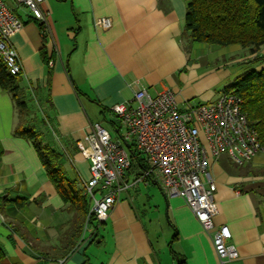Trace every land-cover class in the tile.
<instances>
[{"label": "crops", "instance_id": "0c3cea01", "mask_svg": "<svg viewBox=\"0 0 264 264\" xmlns=\"http://www.w3.org/2000/svg\"><path fill=\"white\" fill-rule=\"evenodd\" d=\"M42 8L46 30L27 9L16 10L24 25L12 43L24 85L46 114V140L66 156L68 176L83 186L91 176L90 163L77 144L90 125L99 123L94 120L98 108L105 117L114 115L112 107L132 101L140 89L152 95L168 89L185 110L214 102L223 94L217 88L231 76L227 67L213 63V54L221 57V51L182 38L185 0H46ZM102 17L112 18L111 29L95 27V19ZM16 123L12 97L0 86V246L6 254L0 264H161L165 248L155 249L143 219L146 210L139 209L142 182L122 195L99 226L102 232L85 231L68 253L74 215L66 210L34 145L14 134ZM117 123L120 128L118 118ZM207 161L217 186L215 226L229 228V243L240 256L225 264H264V151L243 166L211 151ZM144 171L139 168L127 180ZM150 185L160 186L150 181L145 187ZM163 195L178 237L171 241L173 248L179 245L177 254L188 264H222L212 235L185 200ZM171 242H166V253Z\"/></svg>", "mask_w": 264, "mask_h": 264}, {"label": "built area", "instance_id": "2783aa9c", "mask_svg": "<svg viewBox=\"0 0 264 264\" xmlns=\"http://www.w3.org/2000/svg\"><path fill=\"white\" fill-rule=\"evenodd\" d=\"M46 0H0V59L13 75L22 72L19 54L12 38L23 28L16 10L25 8L46 30ZM97 29L109 30L110 17L95 19ZM125 132L120 138L143 158L146 170L133 181L127 180L132 154L122 140L114 141L100 124L90 125V132L78 148L90 163V178L85 182L91 199L90 214L99 224L105 223L122 195L138 182L160 184L169 198L181 197L192 210L213 244L222 264L239 258L230 244L232 233L227 226L216 228L219 209L215 201L217 186L208 168V152L228 155L238 165L250 163L264 151L257 130L250 125L243 110V100L236 94L223 93L214 102L182 110L171 90L152 95L146 89L134 93L132 101L112 107ZM203 136L206 142L203 140ZM207 143V144H206Z\"/></svg>", "mask_w": 264, "mask_h": 264}, {"label": "trees", "instance_id": "16d2710c", "mask_svg": "<svg viewBox=\"0 0 264 264\" xmlns=\"http://www.w3.org/2000/svg\"><path fill=\"white\" fill-rule=\"evenodd\" d=\"M185 1L187 13L182 35L184 40L211 47L240 45L252 56L248 64H264V0ZM0 86L11 95L15 105L17 123L14 134L34 145L66 210L74 215L73 244L68 248L70 253L77 248L88 226L101 225L90 214L91 199L85 193V186L68 176L65 167L66 156L46 140L50 134L47 123L38 116L39 112L29 88L24 85V78L21 74L13 75L2 59H0ZM223 93L236 94L242 98L243 110L248 115L250 125L257 130L264 150V69L254 68L245 72ZM131 153L133 162L129 175L141 167L146 170L143 158L134 148ZM177 238L175 236L174 239ZM169 246L176 264H188L184 256L173 252V242ZM5 258V251L0 246V262Z\"/></svg>", "mask_w": 264, "mask_h": 264}, {"label": "rangeland", "instance_id": "374dc122", "mask_svg": "<svg viewBox=\"0 0 264 264\" xmlns=\"http://www.w3.org/2000/svg\"><path fill=\"white\" fill-rule=\"evenodd\" d=\"M207 48H209V46ZM212 48H214L213 52L217 50L221 51L223 53L222 55L224 56L220 57V53L215 55L217 52H215V54L212 53L213 56L216 57L213 63L218 62L219 64L224 65V68L227 67L231 73L229 79H227L217 88L218 95L223 93L226 88L234 85L245 72L254 68L255 70H259L264 65L263 63L259 65L248 64L247 62L252 59V56L247 49H244L240 45H231L227 47L216 46ZM32 100L39 111L38 116L41 118L44 117L46 114H43L44 112L42 111V104L39 103L35 96H32ZM86 104L88 103L86 102ZM94 120L99 122L110 133L114 141L121 140L116 129V126L118 125L117 116L107 113V116L105 117L101 109L98 108L96 118ZM114 122H116V126L113 125ZM123 132H125L124 128L121 129V134ZM145 184L146 183L144 182L139 183V187L144 198L143 204L141 203L142 201L140 202L141 204L139 209H141L143 213L146 210V213L143 215L144 223L146 224V227L150 233L155 249L158 251L162 247L165 248V254L162 253L161 257L159 258L161 264H174L173 257L170 254L171 250L169 249V251L166 253V242H171L175 236L173 233V226L170 224L169 216L167 214L166 197L163 195L160 186L150 185V187H145ZM97 229L98 231L100 230V232H102L101 227L91 224L85 231L89 233L88 235H91L93 232H96ZM179 250V245L174 244L173 252L178 253Z\"/></svg>", "mask_w": 264, "mask_h": 264}, {"label": "water", "instance_id": "95a60500", "mask_svg": "<svg viewBox=\"0 0 264 264\" xmlns=\"http://www.w3.org/2000/svg\"><path fill=\"white\" fill-rule=\"evenodd\" d=\"M117 133H118V130H117ZM119 134V133H118ZM122 142L124 143L125 147L131 152V146L130 144L126 143L122 138H121ZM132 154V153H131ZM133 155V154H132Z\"/></svg>", "mask_w": 264, "mask_h": 264}]
</instances>
